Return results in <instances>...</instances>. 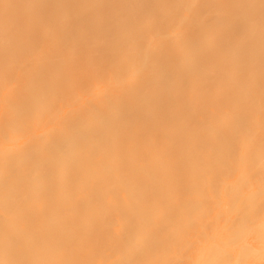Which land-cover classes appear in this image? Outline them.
Returning a JSON list of instances; mask_svg holds the SVG:
<instances>
[{
  "label": "bare ground",
  "instance_id": "6f19581e",
  "mask_svg": "<svg viewBox=\"0 0 264 264\" xmlns=\"http://www.w3.org/2000/svg\"><path fill=\"white\" fill-rule=\"evenodd\" d=\"M235 1L0 4L7 26L0 27V264H144L182 243L179 255L155 264H264V61L257 60L261 69L253 63L264 50V28L246 36L249 21L264 20V0ZM135 61L139 78L128 86ZM9 64L15 69L3 75ZM248 78L258 80L249 92ZM220 84L226 90L211 92ZM207 93L214 99L202 108ZM169 101L182 112L153 106ZM176 119L187 128L170 135ZM211 139L216 144L206 147ZM126 144L160 168L132 170L139 160L122 161ZM201 150L215 167L199 168L196 179L212 190L161 185L163 176L186 179L187 164L172 165L175 153L189 159ZM143 186L149 190L139 194ZM204 193L212 212L175 226ZM226 197L230 207L218 206ZM163 198L174 203L162 212ZM151 211L163 214L154 220ZM138 230L149 236L147 248L125 252ZM164 231L172 233L156 237Z\"/></svg>",
  "mask_w": 264,
  "mask_h": 264
},
{
  "label": "rangeland",
  "instance_id": "374dc122",
  "mask_svg": "<svg viewBox=\"0 0 264 264\" xmlns=\"http://www.w3.org/2000/svg\"><path fill=\"white\" fill-rule=\"evenodd\" d=\"M237 1V0H236ZM235 1V2H236ZM7 3V4H6ZM9 3V4H8ZM12 3V0H2L1 2H0V4L2 5V6H4V7H8L10 4ZM233 4V3H232ZM235 4V3H234ZM237 4V3H236ZM239 4V3H238ZM237 4V5H238ZM35 5V4H34ZM231 6H233V5H231ZM232 8V7H231ZM165 15H168V13L166 12V14ZM254 18V17H253ZM260 20V19H259ZM258 20V23H259V25L261 26H258V23H257V20H256V22H255V20H254V22L253 21H249V24L251 25H249V27H251V29H250V31H248L247 33H246V36H256L257 35V32H258V28H264L263 26H264V20H260L259 21ZM57 22V21H56ZM59 22V23H58ZM55 25L53 24L52 26H55L54 28H56V27H58L59 28V26H61L60 24L62 23L61 22V20L60 21H58ZM98 22V21H97ZM97 22H96V24H97ZM250 22H252V24L250 23ZM260 22H263L262 24L263 25H261L260 24ZM59 24V25H58ZM0 27H2V28H5V27H7L6 26V24H4V25H0ZM1 29V28H0ZM222 29V31L221 32H219V33H222L224 30H223V28L221 27V28H219L218 30H221ZM258 29V30H257ZM122 31V30H121ZM73 44H77V42H75V43H73ZM238 47V45L237 44H231V46L229 47L230 49H232V50H230V51H234V50H236V48ZM1 49H0V51H2V47H0ZM264 48H262V50H263ZM263 52H264V50H263ZM262 52V53H263ZM259 53V52H258ZM261 52L259 53V54H255V58H254V60H255V62L253 61V63L255 64H257V69H261L262 68V64H259L258 65V61H260L261 59V62L262 61H264V54L262 55V57H261V54H262ZM204 54H205V51L204 52H200L199 53V56H201V58H203V56H204ZM128 55H131V53H127V56ZM18 58H15V60L17 59V60H19V58H20V55H18L17 56ZM254 57V56H253ZM252 57V58H253ZM258 60V61H257ZM20 61V60H19ZM18 62V61H17ZM135 64H133L132 65V68H133V70L135 71V70H137L138 68H136V67H138L139 65V63H137L136 61L134 62ZM252 63V62H251ZM253 64V65H254ZM255 64V65H256ZM10 65V66H9ZM9 65H6L4 68H2L1 69V73L3 74V75H8V73L11 71V70H13V69H15V67L14 66H11L12 64H9ZM135 66V67H134ZM6 70V71H5ZM3 71V72H2ZM6 73H5V72ZM8 72V73H7ZM264 73V72H263ZM262 73V76H264V74ZM137 74V75H136ZM207 75H205L204 77H205V79H207V80H210V78H207V76L208 75H210V76H208V77H211V79H212V75H211V72H207L206 73ZM6 75V76H7ZM131 75V74H130ZM129 75V77H131ZM135 75L137 76V77H135ZM138 75H139V73L138 72H134V74L132 75L134 78H132L131 77V79H129V77L127 78V80H126V85L128 84V86H135V84L134 83H137V82H135L133 79H135V78H139L138 77ZM259 75V74H258ZM203 78H201L200 80H202ZM250 79V80H249ZM255 78H248V82L246 83V84H244L245 85V90L247 91V92H249V91H251L252 89H254L253 87L254 86H256V84L257 83H255L253 80H254ZM200 80H198V81H200ZM257 79H255V81H256ZM134 83H133V82ZM175 81V80H174ZM195 82L191 87H193L194 89H197V85L199 84V82ZM264 81V80H263ZM201 82V81H200ZM231 82V80H229V81H226V83H225V85L224 86H227L226 84L227 83H230ZM257 82H258V80H257ZM27 83H30V82H28L27 81ZM198 83V84H197ZM255 83V84H254ZM264 82H262V84H263ZM221 85V86H220ZM219 85V88L220 89H218V87H217V89L216 88H214L212 85H211V88L213 87V90H211V92L212 91H216V92H221V90H223L224 91V89L226 88V87H222V84H220ZM249 88V89H248ZM226 90V89H225ZM218 92V93H219ZM10 93V92H9ZM9 93H7L8 95H10V97H7V94H5V98H6V103L13 97V93L11 92V94H9ZM211 93H207L206 95V97H204V95L202 96V97H204L203 99H199V103L197 102V100H198V97H197V99H196V101L195 102H197L198 103V105L200 106H202V108L204 107V106H208V107H210V105H211V102H212V100L214 99L213 97H214V95L213 94H211ZM12 95V96H11ZM196 95V94H195ZM209 95H210V97H209ZM213 95V97H211ZM194 98H195V96H193ZM193 97H192V99H193ZM202 97H200V98H202ZM8 98V99H7ZM213 98V99H212ZM13 99V98H12ZM201 100V101H200ZM2 101V102H1ZM1 103H3L4 104V99L2 98L1 99ZM11 101L12 100H10L9 102L11 103ZM194 101V100H193ZM168 103V104H167ZM171 103H177V102H173V100H171ZM171 103H170V101L169 102H156V104L154 103V105L153 106H155L156 108L157 107H160V105L161 106H163V104L168 108V110L170 111V112H172V113H174V115H178V114H180L181 112H180V110L181 109H179V106H180V102H178V105L179 106H176L175 104L172 106L173 108H171ZM9 104V103H8ZM195 104V103H194ZM158 105V106H157ZM168 105L170 106V107H168ZM178 107V108H177ZM183 106H181V108H182ZM177 109H179V111L177 112ZM204 109H208L207 107L206 108H204ZM169 112V113H170ZM176 113V114H175ZM10 114H11V112H10ZM171 114V113H170ZM173 115V114H172ZM234 115V114H233ZM176 118V117H175ZM172 124V123H171ZM187 124H186V122L184 121L183 122V120L181 121V120H179L178 121V119H176V122H174V124L172 125V127L170 126V128H167V130H170V129H172L171 131H169L168 132V134H170V135H172V134H177V133H179L180 134V132L182 133V131L183 130H185L186 128H185V126H186ZM142 131H140V132H142V133H144L145 132V129H141ZM184 132V131H183ZM147 140V141H146ZM149 139H145L144 141H142L141 143H138V146L140 145H143L142 143L143 142H145L144 144L146 145V143L148 144V143H150L149 141H148ZM212 140V139H211ZM214 140V141H213ZM212 141H208V143H205L204 145L207 147V145L209 146V144H216V141H217V139H213ZM67 142V141H66ZM214 142V143H213ZM136 146V145H135ZM138 146H136L138 149H139V147ZM136 148V149H137ZM192 148H193V150H195V148H196V145L194 144V145H192ZM129 150L130 152L128 153V156H123L121 159H123L122 161H124L125 160V162L126 161H128V160H126L127 158H129V159H131L130 161H128V162H130V163H132L131 161H133V162H136L137 160H139V161H137L136 163H133L134 164V166L132 167L130 164H129V166L131 167V168H133L132 170H134L135 168L137 169V167H142V165H143V170L145 169V170H149L150 172L151 171H154V170H156L157 168L159 169L160 167H159V160L158 159H155V158H150V159H146V160H144L143 162L141 161V159H139V157H138V155H136V154H138V153H136V151L138 150H136L135 148H134V145L133 144H126V150ZM127 150V151H128ZM202 150H203V148H202ZM201 150V151H202ZM201 151H199V152H194V154L192 155L193 157L191 158H185V156L182 154V153H175L174 154V156L172 157V165H174V166H176L177 168H183V166H185L186 164H187V168H186V170L188 169V171H186V179H184V181H182V180H179V179H174V178H171L172 176H170V177H168V176H163V178H162V183H161V185L165 188V189H167V190H170V191H172L170 188H173V187H176V185H178V184H180V183H182V185L184 186V187H188L189 189H191V192H196L197 190L198 191H207V189L208 190H212V188L214 187H210L211 186V184H210V186H208L209 188H206V187H203V188H201L200 186H198V185H200V184H198V180L196 179V174L199 172V170H201V169H203L204 167H206V168H208V166H210L209 167V169L212 167H215V166H212L211 164L213 163L212 162V159H209V157L207 158V156H205V154L206 153H203V151L201 152ZM138 152V151H137ZM201 152V153H200ZM205 152V151H204ZM132 156H131V155ZM180 154V155H179ZM184 156H182V155ZM208 155V154H207ZM227 156V155H226ZM126 157V158H125ZM135 157V158H134ZM137 157H138V159H137ZM181 157H183V158H181ZM125 158V159H124ZM224 158H226L225 156H224ZM230 158V157H229ZM229 158H226V160H228ZM120 159V160H121ZM143 159V158H142ZM203 159V160H202ZM112 160V158L110 159V160H108V161H111ZM155 160V161H154ZM157 160V161H156ZM214 160V159H213ZM186 161V162H185ZM105 162H107V161H105ZM189 164H188V163ZM47 163V159H44L43 161H42V163L41 164H46ZM127 163V162H126ZM185 163V164H184ZM229 164V160H228V162H225L224 161V164ZM205 164V165H204ZM138 165V166H137ZM145 165V166H144ZM180 166V167H179ZM225 166V165H224ZM146 167V168H145ZM131 168H129L128 170H130ZM200 168V169H199ZM136 169H135V171H136ZM199 169V170H198ZM132 170H130V172H132ZM192 170V171H191ZM213 170H215V169H212V170H210V171H213ZM142 171V170H141ZM134 172V171H133ZM189 173H191L190 174V176H189ZM87 174V173H86ZM239 175V174H238ZM237 175V176H238ZM84 176H86L85 174H84ZM189 176V177H188ZM240 177H241V179H243V180H245L244 178H245V175H242V174H240ZM171 178V179H170ZM192 178V179H191ZM189 179V180H188ZM240 179V180H241ZM178 183V184H177ZM184 183V184H183ZM187 183V184H186ZM197 184V185H196ZM205 185V184H204ZM197 186V187H196ZM201 186H203V184L201 185ZM218 186H219V184H218ZM149 186H143V187H141V188H139V189H137V192H139V194H144V193H146V190H149V188H148ZM145 188V189H144ZM195 188V189H194ZM174 189V188H173ZM206 191H205V193H206ZM143 192V193H142ZM205 193H204V195H205ZM208 194L210 193V191H208L207 192ZM208 194H206L204 197H203V199L201 198V200H199V201H197V203H193L194 204V206L192 207V210L194 211V214H193V212H189V213H185V214H183V215H181V213L182 212H180V215H179V217L177 218V221L176 222H174V225L175 226H177V227H179V228H181V229H185V227H188L189 226V224H188V221L186 220V219H184V217H186V216H191V215H193L194 217H193V219H196V218H203V217H206V216H208L209 215V212H212V206L214 205V203L213 204H209L210 202H207L206 203V199H204V198H206V196L208 195ZM57 195H59V196H57ZM53 196H54V198L55 199H61L63 196H61L59 193L57 194H53ZM202 200H205V204L203 203V201ZM201 201V202H200ZM208 201V200H207ZM228 201H230V199L228 198V197H226V198H224L223 200H222V202L218 205V206H221V205H223L222 207H230V206H228L229 205V203H227ZM172 202V203H171ZM200 202V203H199ZM173 201H172V199H170V198H163V199H161L159 202H158V204H160V205H162V212H163V210L165 209L166 210V208L168 209V208H170L172 205H173ZM186 203V202H185ZM227 203V204H226ZM192 204V205H193ZM168 205H170V206H168ZM203 205V206H202ZM224 205H226V206H224ZM183 206H185V205H183ZM161 212V213H162ZM159 214H160V212H158ZM157 214V211H151V212H149V214H148V218H153L154 220H156V219H158V218H160L161 217V215L163 214ZM182 219V220H181ZM188 220H190V219H188ZM178 222V223H177ZM177 224V225H176ZM121 225V223H116L114 226H112V227H115V228H118L119 226ZM136 233H137V235H136ZM166 233V234H165ZM172 233V231H164V232H160L159 233V235H157L156 237H158V238H163V236L164 235H169V234H171ZM207 234H209V233H207ZM145 235H147V234H145V233H143L142 231L140 232V230H138V231H136V232H134L133 233V240L131 239V243L133 244V246H134V248L132 249V248H126V250H125V252H134V251H142L143 249L145 250V248H147L146 247V244L148 243L147 241H148V238H149V236H148V238L145 236ZM9 236H11V235H9ZM141 236H143V239H140L141 238ZM138 238V239H137ZM138 240H140V241H138ZM183 244V243H182ZM182 244H179V245H172V246H169L163 253H162V255L160 254V256L159 255H153V257H151V256H147V257H145V263L144 264H155V263H157L158 261H160V260H165V256H176V255H179L180 254V247H182ZM145 245V246H144ZM132 246V247H133ZM136 246V247H135ZM175 246V247H174ZM132 249V250H131ZM168 250V251H167ZM170 251H174L173 253H171L170 254ZM178 251V252H177ZM175 252H177V253H175ZM76 253H80V252H78V251H76L75 253H74V255H76V256H78V254H76ZM30 257L29 258H26V260L28 261V262H30V261H32L34 258H35V255H29ZM34 257V258H33ZM158 257V258H157ZM164 257V258H163ZM122 259H126V258H123L122 257ZM152 259V260H151ZM184 259H186L185 258V256H183V260ZM128 264H134V262H129Z\"/></svg>",
  "mask_w": 264,
  "mask_h": 264
}]
</instances>
